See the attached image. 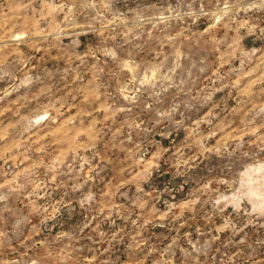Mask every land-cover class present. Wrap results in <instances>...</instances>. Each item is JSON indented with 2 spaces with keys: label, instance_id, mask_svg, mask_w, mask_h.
Returning <instances> with one entry per match:
<instances>
[{
  "label": "rangeland",
  "instance_id": "374dc122",
  "mask_svg": "<svg viewBox=\"0 0 264 264\" xmlns=\"http://www.w3.org/2000/svg\"><path fill=\"white\" fill-rule=\"evenodd\" d=\"M0 264H264V0H0Z\"/></svg>",
  "mask_w": 264,
  "mask_h": 264
}]
</instances>
